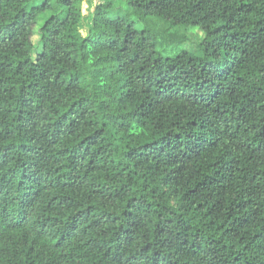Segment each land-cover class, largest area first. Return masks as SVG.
<instances>
[{"label": "trees", "instance_id": "16d2710c", "mask_svg": "<svg viewBox=\"0 0 264 264\" xmlns=\"http://www.w3.org/2000/svg\"><path fill=\"white\" fill-rule=\"evenodd\" d=\"M83 1L0 0V264H264V0Z\"/></svg>", "mask_w": 264, "mask_h": 264}, {"label": "rangeland", "instance_id": "374dc122", "mask_svg": "<svg viewBox=\"0 0 264 264\" xmlns=\"http://www.w3.org/2000/svg\"><path fill=\"white\" fill-rule=\"evenodd\" d=\"M99 2H102V0H84L83 4H82V12L87 15L89 14V12L91 11V9H94V5L98 4ZM113 5L115 8H125L126 7V3L124 0H112ZM47 16H49V14H46L44 16H42L39 19V22L37 23V25L34 28V35L32 37L33 42L36 44V46H38V41L40 39V32H39V27L41 24H43L44 20L47 18ZM154 17H149L147 20L149 21V27L151 29H153L155 32H158L161 34V41H163L164 43L166 42L170 47L172 46H176L174 44H178V43H183L184 42V38L186 35H188V40L186 43H188V46H193L197 43L198 37H203L204 36V32L198 28V27H189L188 29L186 28H178V27H168L166 25H164L163 23L158 21H155ZM139 27H142V25H139ZM81 31L83 34L87 33V28L86 26H82ZM179 44V45H180ZM36 52V50H35Z\"/></svg>", "mask_w": 264, "mask_h": 264}]
</instances>
